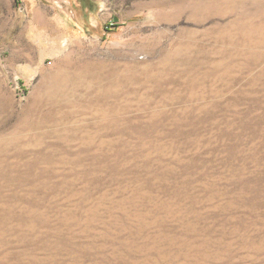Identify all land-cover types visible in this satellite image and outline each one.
I'll list each match as a JSON object with an SVG mask.
<instances>
[{"label":"rangeland","instance_id":"374dc122","mask_svg":"<svg viewBox=\"0 0 264 264\" xmlns=\"http://www.w3.org/2000/svg\"><path fill=\"white\" fill-rule=\"evenodd\" d=\"M0 264H264V0H0Z\"/></svg>","mask_w":264,"mask_h":264}]
</instances>
